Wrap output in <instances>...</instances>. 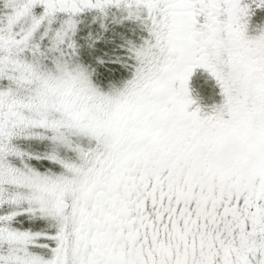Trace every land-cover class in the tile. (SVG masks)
I'll use <instances>...</instances> for the list:
<instances>
[{
    "label": "snow or ice",
    "instance_id": "1",
    "mask_svg": "<svg viewBox=\"0 0 264 264\" xmlns=\"http://www.w3.org/2000/svg\"><path fill=\"white\" fill-rule=\"evenodd\" d=\"M0 264H264V0H0Z\"/></svg>",
    "mask_w": 264,
    "mask_h": 264
}]
</instances>
